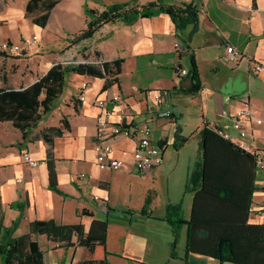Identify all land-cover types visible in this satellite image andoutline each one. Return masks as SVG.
I'll list each match as a JSON object with an SVG mask.
<instances>
[{"label": "crops", "instance_id": "crops-1", "mask_svg": "<svg viewBox=\"0 0 264 264\" xmlns=\"http://www.w3.org/2000/svg\"><path fill=\"white\" fill-rule=\"evenodd\" d=\"M28 2L0 0V45L38 37L37 43L22 46L20 54L0 56V89H14L0 109L4 226L16 223L17 237L27 234L30 222L37 220L82 224L86 231L94 220L108 223L106 244L94 254L81 246L58 248L46 236H37L44 264L105 258L109 264H185V260L188 264H227L187 253L186 225L174 249L175 235L164 218L168 205L180 204L183 218L189 220L193 193L185 187L190 174L202 164L201 131L229 129L242 101H248L262 120L257 125L250 118L244 126L255 137L257 156L264 157V0H60L45 27L27 16ZM150 2L192 3L198 22L179 30L168 14L160 13L132 24L104 25L89 42L71 44L73 35L88 28L86 8L100 14L114 4ZM228 45L243 54L237 65L224 60ZM85 46L90 59L99 51L104 61H123L118 84L105 89V79L67 71L62 85V70L73 60L83 61ZM57 64L62 65L61 71L51 73ZM193 64L201 85L197 93L189 92L194 86ZM258 66L263 67L260 73H256ZM181 69L188 74L183 76ZM164 89L171 91V97L157 104L153 94ZM82 92L85 101L78 98ZM114 95L121 102L115 104L112 122L117 120L115 113L126 107V121L141 126L154 114H173L172 119L158 118L154 123L152 140L163 147V161L148 173L135 170L136 141L122 136L112 145L113 155L125 166L102 171L96 165V133L105 115L92 101ZM28 118H38L39 123L24 140L13 123ZM64 120L69 128H63L53 145L48 144L42 132L62 128ZM230 132L235 138V132ZM24 154L39 165L26 164ZM49 162L55 168L59 193L50 188ZM262 179L258 174L257 187L262 191L254 196L251 223L264 222Z\"/></svg>", "mask_w": 264, "mask_h": 264}, {"label": "trees", "instance_id": "trees-1", "mask_svg": "<svg viewBox=\"0 0 264 264\" xmlns=\"http://www.w3.org/2000/svg\"><path fill=\"white\" fill-rule=\"evenodd\" d=\"M59 2L60 0H29L27 16L34 24L45 27L52 9ZM86 13L88 28L72 36V45L89 42L104 25L116 22L132 24L138 18H149L160 13L168 14L179 30L198 22V10L192 3L173 6L158 2L143 6L121 3L109 6L100 14L88 8ZM88 49L86 46L82 49L84 62L62 70V85L65 84L67 71L105 79V89L118 84L123 61H104L99 51H95L93 59H90L89 55H85ZM0 56H6V52H0ZM61 69L62 65L57 64L51 73H57ZM192 70L194 86L189 92L197 93L201 85L195 64L192 65ZM3 81L5 84L8 82L5 77ZM12 92L14 89H0V109ZM38 123V118L18 119L13 126L23 133V139L26 140ZM62 123V128H50L42 132V137L48 144L53 145V139L63 135V128H69L65 120ZM201 138L202 164L190 174L185 187L186 192L193 193L190 218H183L180 204L168 205L164 218L175 235L173 248L175 249L180 229L186 225L187 253L227 264H264V222H250L254 196L256 192L262 191L257 187L258 157L239 149L224 139L218 130L210 127L201 131ZM49 170L50 188L59 193L55 168L51 162ZM142 213H146L145 210ZM16 229V223L10 227L4 226V211L0 200V264H44L37 236H46L58 248L81 246L94 254L97 247H104L106 244L108 223L94 220L86 231L82 224L64 225L54 220H37L30 222L27 234L17 237L14 236ZM81 264L109 262L105 258ZM185 264H188L186 260Z\"/></svg>", "mask_w": 264, "mask_h": 264}, {"label": "built area", "instance_id": "built-area-1", "mask_svg": "<svg viewBox=\"0 0 264 264\" xmlns=\"http://www.w3.org/2000/svg\"><path fill=\"white\" fill-rule=\"evenodd\" d=\"M38 42L37 36L25 37L19 44H12L5 42L0 45V52H15L20 54L22 52V46H31ZM243 54L236 50L233 46L228 45L225 49L224 60L232 65H237L242 59ZM84 61L73 60L71 65H78ZM263 71L262 66L256 68V73ZM180 73L185 76L188 74L186 69H181ZM87 88V85L83 86V90ZM171 97V91L164 89L153 94L154 101L159 104L164 100ZM81 101H85L86 96L82 92L78 97ZM121 102L119 95H114L109 99H94L92 104L104 111L105 119L100 120L98 123V129L96 133V165L102 170L118 171L125 166V162L122 159L115 157L113 149V141L117 137H126L136 141L135 148L133 150L132 159L135 170L140 174H145L152 171L159 166L163 161V147L155 144L152 140V133L154 123L158 118H173V114L170 111L154 114L150 117L143 126L133 123V121H126V112L128 107L115 113L117 120L112 122L109 120L112 114L115 112V104ZM111 105V109L108 107ZM252 118L257 125L262 124V120L256 118L255 111L248 101H242L240 110L234 115V120L229 129L218 130L219 134L226 140L232 142L239 149L250 153L256 154L255 137L244 126V121ZM230 130H233L236 134L234 138ZM258 157V174H261L264 184V157ZM23 160L31 167H37L39 161L31 158L28 154L23 155ZM85 178V175H82Z\"/></svg>", "mask_w": 264, "mask_h": 264}, {"label": "rangeland", "instance_id": "rangeland-1", "mask_svg": "<svg viewBox=\"0 0 264 264\" xmlns=\"http://www.w3.org/2000/svg\"><path fill=\"white\" fill-rule=\"evenodd\" d=\"M190 190H191V189H190ZM190 190H189V191H190ZM191 193H192V192H191Z\"/></svg>", "mask_w": 264, "mask_h": 264}]
</instances>
